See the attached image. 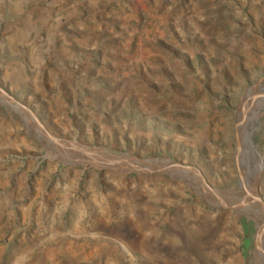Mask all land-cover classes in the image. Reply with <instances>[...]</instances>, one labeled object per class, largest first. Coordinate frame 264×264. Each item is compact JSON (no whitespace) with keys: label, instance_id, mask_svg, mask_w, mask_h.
I'll use <instances>...</instances> for the list:
<instances>
[{"label":"rangeland","instance_id":"1","mask_svg":"<svg viewBox=\"0 0 264 264\" xmlns=\"http://www.w3.org/2000/svg\"><path fill=\"white\" fill-rule=\"evenodd\" d=\"M263 80L264 0H0V264H261Z\"/></svg>","mask_w":264,"mask_h":264},{"label":"bare ground","instance_id":"2","mask_svg":"<svg viewBox=\"0 0 264 264\" xmlns=\"http://www.w3.org/2000/svg\"><path fill=\"white\" fill-rule=\"evenodd\" d=\"M239 137H238V158L240 163V189L239 194L259 195L257 191L258 181L262 171V157L258 151V145L254 135L264 125V80L248 90L238 111ZM257 130V131H256ZM259 135V134H258ZM199 186L207 190L202 183ZM204 192V191H203ZM239 202H243L241 199ZM261 211L249 210V215L254 218L259 226V237L257 254L261 256V264H264V203L257 202ZM263 217H259V214Z\"/></svg>","mask_w":264,"mask_h":264},{"label":"water","instance_id":"3","mask_svg":"<svg viewBox=\"0 0 264 264\" xmlns=\"http://www.w3.org/2000/svg\"><path fill=\"white\" fill-rule=\"evenodd\" d=\"M0 91H2V90H0ZM20 106H22V105H20ZM146 162H148V161H145L144 163H146ZM198 175V174H197ZM203 182H205L204 180H203ZM257 188V187H256ZM253 196V199H254V202L255 203H257V202H260V201H262L261 200V198H260V196L259 195H252ZM263 202V201H262ZM258 232H259V227H257V232H256V241H255V244L257 245V234H258Z\"/></svg>","mask_w":264,"mask_h":264}]
</instances>
